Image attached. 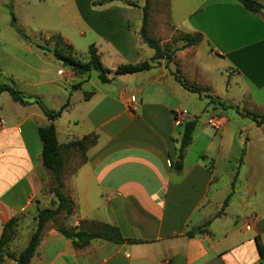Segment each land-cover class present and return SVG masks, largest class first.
<instances>
[{
	"label": "crops",
	"instance_id": "crops-1",
	"mask_svg": "<svg viewBox=\"0 0 264 264\" xmlns=\"http://www.w3.org/2000/svg\"><path fill=\"white\" fill-rule=\"evenodd\" d=\"M69 1L76 13L78 36L91 32L109 45V57L117 54L128 59L125 64L142 63L141 52L148 48L139 36L145 0ZM93 1L97 7H91ZM255 1L264 5V0ZM24 3L29 7L42 4L43 9L55 5L56 10L63 7L62 11H67L65 0ZM160 6L164 17L157 20L155 32L150 30L154 18L150 12L148 15L149 35L160 45L170 42L173 33L202 36L198 45L176 51L166 66L156 62L149 71L119 76L105 84L107 87H95L86 100L77 95V102L73 98L83 84L75 91L71 87L86 77L80 79L61 69L55 74L35 70L49 77L43 83L63 82L66 87L62 97L65 94L64 102L68 100L69 105L54 122L58 144L95 135L84 161L72 150L63 153L62 193L71 200L73 213L67 216L60 212L57 217L61 216V223L56 225L92 229L106 224L117 228L122 239L137 243L94 239L75 248L57 232L53 222H48L28 264H264L256 244L257 239L264 251V192L251 202L240 196L246 191L241 182L248 174L242 171L247 151L257 150L264 156V124L257 127L249 118L238 116L247 122L238 130L235 147L242 163L232 174L230 190L220 191L216 188V154L223 143L222 138L214 141L213 134L220 132L222 137L229 122L217 129L206 123L207 129L201 130L198 115L187 112L184 118H176L181 111V90L195 94L185 91L170 75L178 64L184 81L197 85L196 79L202 80L207 74L199 64L201 57L216 58L245 87L242 97L246 111L264 115V15L247 12L236 0H165ZM61 37L69 43L66 36ZM98 54L101 57L100 51ZM152 56L153 51L147 59ZM60 71L66 76L59 75ZM119 79L120 87H113ZM196 96L199 112L214 106L203 94ZM16 110L8 125L0 124V235L10 219L23 217L32 222L38 210L56 206L51 205L55 200L52 177L40 160L38 128L48 120L35 103L18 105ZM193 119L197 126L177 171L173 165L181 125ZM24 127L30 144L25 140ZM251 174L254 189L264 188V170L260 176L254 167ZM233 180V193L224 207ZM233 203L242 211L235 212L236 206L231 212ZM206 221L210 222L204 233L185 236Z\"/></svg>",
	"mask_w": 264,
	"mask_h": 264
},
{
	"label": "rangeland",
	"instance_id": "rangeland-1",
	"mask_svg": "<svg viewBox=\"0 0 264 264\" xmlns=\"http://www.w3.org/2000/svg\"><path fill=\"white\" fill-rule=\"evenodd\" d=\"M13 1L14 0H0V4L2 2L7 4L5 7L0 5V85H8L12 87L18 91L25 100L35 101V105L40 104L45 110L50 112L57 111L65 103V94L62 97L64 89L66 88L64 83H43L44 80L48 81L49 77L42 75L37 71L35 72V70H39L44 73L49 72L55 74L57 69L63 70L65 74L69 72V69L62 67V65L55 61L49 54L43 55V50H48L53 47V44L48 41L50 36H66V38L69 39V43H66L64 40L63 41L73 48L74 58L81 62H86L88 60L87 49L91 45H94L97 50L102 53L100 60L103 66L110 71H113L118 65L129 62L128 59H125V57L122 55L113 54L112 57H109L106 54L107 50L110 49L109 45L102 44L96 37H94L91 32H87L82 37L76 34L79 31L75 25L76 13L70 7L71 4L69 0H65L64 8H67L66 12L62 11L63 7L60 8V10H56L55 5L48 9H43L42 4H36L35 7L30 5L29 7L28 4L24 3L25 0H20V2L16 4L13 3ZM149 2V12L152 14L155 21L154 25L152 23L150 30L155 32L157 20L164 17V14H162L164 13V11H162L163 8L160 5L165 4V0H149ZM97 4V1H93L91 7H97ZM10 12L15 18L16 26L27 36L28 40L21 38L11 27ZM175 35L176 34L173 33L172 37ZM61 38L63 39V37ZM165 45L168 46L169 53L173 49H180L182 43L175 42L171 44L170 40V42L166 44L164 43L162 46ZM37 47H40V49ZM146 49L147 50L141 52V54H143L142 57H140L141 62L149 61L147 57L152 53V51L148 48ZM171 62L172 57L169 61L161 60L157 63L159 66H162V63L166 66ZM199 64L204 70L207 71L205 78L202 80L197 78V85L187 82L186 83L199 87L200 92L198 94L192 93L195 95H188L186 92L183 93L181 90L180 93L182 94L178 103H180L181 111L185 110L190 114L199 116L198 127H200L201 130L207 129L206 127L208 126L206 123L211 117L224 118L226 120V124L228 120L229 124L227 126V130L224 132L222 137L220 136V132L213 134L214 141L222 138L221 142L223 143V147H221L219 153L216 154L218 160L216 167L218 184L216 188L219 187L220 191L227 192L230 190L229 183L232 174L233 172L237 171L238 166H240L238 163L239 154L235 150V147L238 145V130L242 125H247V122H241V120L238 119V116L240 115L236 114L235 109L229 108V106H233L241 113H247L245 106L243 105L245 100L242 97V95L246 92V89L242 83L238 81V78L232 73L233 71L221 67V65L217 63L216 58L210 60L205 55H203ZM225 70L227 73L224 72ZM174 73H176L184 81V78L181 76L178 64L175 67ZM65 74H63L61 71L59 72V75L61 76H66ZM72 75L75 76L74 74ZM83 77H86V80L82 81L84 83L81 91L75 94L73 98V101L75 102L78 100L77 95L80 97L84 92L89 93L93 91L95 87H107L105 84H101L99 82L97 73L95 71H92L88 76ZM83 77L77 78L81 79ZM118 81H121V79L117 80L115 82L116 84L114 85H118ZM114 85L113 87H120L121 84H119V86ZM199 94H203L207 101L210 99H208V97L214 98V102L212 98L210 99V102L214 103V106H206L204 109H202V111L199 112L198 109L200 104L196 100V95ZM16 107H18V104L14 103L8 94H1L0 123L5 122L6 125H8V121L14 118V114H16V111H18L16 110ZM28 111H34V109H30ZM250 113L260 114L255 111H250ZM65 117L66 116H63L62 118L63 122L65 121ZM24 133L25 140H27V142L30 144L28 135H26L25 127ZM242 149L245 150L244 146ZM247 152L248 153L242 171H245L248 174H246L244 179L242 178L241 182V185L246 191L245 194L240 196L242 197L244 195L245 201L251 202L253 199L255 201L257 194L262 195L264 192V188H258V190L254 189L256 183H254V178L252 179L251 177V172L254 167L257 174L262 176L264 170V156L258 153L257 150H249ZM74 153L79 155L77 151H74ZM263 178L264 176L262 179ZM261 184L263 183L261 182L259 186L262 187ZM240 191H243V189L241 190L240 188ZM235 200H237V198ZM231 205L232 208L230 211L234 212L236 206L238 207V203H233ZM238 211L241 212L242 210L238 207L235 212ZM60 217L61 216L56 217V222L53 223V225L61 223ZM34 227L35 221H25L23 217H19L18 222L16 223L13 230L12 239L10 240L9 246L5 249V251L7 250L14 256L18 255L20 250L26 245V242H28ZM1 261L2 262L0 264H12V262L7 259L3 260L2 257Z\"/></svg>",
	"mask_w": 264,
	"mask_h": 264
},
{
	"label": "trees",
	"instance_id": "trees-1",
	"mask_svg": "<svg viewBox=\"0 0 264 264\" xmlns=\"http://www.w3.org/2000/svg\"><path fill=\"white\" fill-rule=\"evenodd\" d=\"M105 0L103 2H106ZM241 6L252 14L256 15H264V5L260 4L255 0H236ZM100 3H102L100 1ZM128 5L136 6L134 3L127 2ZM142 10V18H141V27L139 30V36L142 42L153 51V56L149 59V61H144L139 64H124L117 66L113 71L106 69L99 57L97 48L94 45H91L87 49L88 60L86 62H81L74 58L73 48L66 44L60 36H50L48 41L51 42L53 47L48 50H43V54H49L55 61L59 62L62 67L69 69L75 76L83 77L88 76L90 72L95 71L97 73V78L101 84H109L116 77L125 76V75H133L141 72H146L154 68V64L161 60L169 61L173 54L181 50L183 48H187L190 46L198 45L202 39V36L198 33L195 34H182L177 33L171 39V44L175 42H181L182 46L180 49H173L168 53V46L160 45L159 41L152 38L148 32V15H149V0H145V3ZM11 16V27L14 31L24 40H28L27 36L16 26L15 18L10 12ZM40 49V47H37ZM175 82H177L184 90L190 93L198 94L200 89L194 85L187 84L183 79H181L176 73L170 72ZM84 82L78 83L71 87V91L78 90L80 86ZM6 93L10 97V99L22 106H29L35 101L25 100L18 91L13 89L8 85H0V95ZM91 93H83L84 99H88V96ZM211 97H208V99ZM213 100V99H212ZM214 102V100H213ZM44 117L48 120V124L45 126H41L38 128V137L41 143V165L45 171H47L52 177V183L54 187L51 190L53 194L54 201H52L51 205H56L55 208H47L43 210H38L35 217V227L28 239L27 245L23 248L18 255L14 256L10 254L5 249L9 246L10 240L13 236V230L18 222L19 217H14L10 219L3 225L2 232L0 235V263L1 257L2 259H7L12 261V264H28L31 258L34 256L37 246L40 242V238L42 232L44 230L45 225L48 222L55 223L56 217L60 212H64L67 216H70L73 213V204L71 200L62 193V170L64 166V157L63 152L65 150H74L77 151L81 157V161L85 160V151L89 146H91L95 141V135L89 134L84 136L82 139L77 141H71L64 145H59L56 138V131L54 122L57 120L61 114L66 110L69 105V101L67 100L57 111L50 112L45 110L40 104H37ZM229 108L235 109L236 114L241 117L249 118L257 127L264 124V115H258L256 113H241L238 109L233 106H229ZM197 126V120H189L184 122L181 125V137L179 142V148L177 153V159L174 162V169L180 170L182 167V161L184 158L185 150L189 147L192 141L193 132ZM239 165L242 163V156L238 161ZM234 189V180L231 184V192L224 199L223 206L225 207L230 200ZM210 221L204 222L201 226L192 228L186 232L185 236L187 238H193L194 236L204 233L206 227L208 226ZM57 232L63 236L65 239L71 241L72 245L75 248H82L86 246L91 240L100 239L106 242H111L114 244H121L123 242H127L130 244L137 243L136 241H126L122 239L119 234L117 228L112 226L102 224L98 227H94L92 229H83V228H73V229H65L63 227L55 225ZM256 244L258 248V252L260 257L264 256V251L262 247L258 244V240L256 239Z\"/></svg>",
	"mask_w": 264,
	"mask_h": 264
},
{
	"label": "built area",
	"instance_id": "built-area-1",
	"mask_svg": "<svg viewBox=\"0 0 264 264\" xmlns=\"http://www.w3.org/2000/svg\"><path fill=\"white\" fill-rule=\"evenodd\" d=\"M186 114L187 112L185 110H182L178 112L175 117L181 119V118H184ZM225 124H226V120L224 118L211 117L207 120V125L211 127L212 129H217ZM163 264H167V263H163Z\"/></svg>",
	"mask_w": 264,
	"mask_h": 264
}]
</instances>
